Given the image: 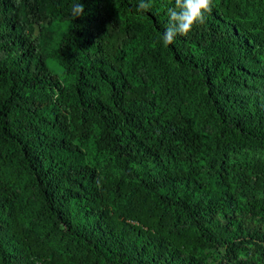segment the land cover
Listing matches in <instances>:
<instances>
[{"label":"trees","instance_id":"16d2710c","mask_svg":"<svg viewBox=\"0 0 264 264\" xmlns=\"http://www.w3.org/2000/svg\"><path fill=\"white\" fill-rule=\"evenodd\" d=\"M137 2L0 0V264H264V19Z\"/></svg>","mask_w":264,"mask_h":264},{"label":"clouds","instance_id":"9594fccd","mask_svg":"<svg viewBox=\"0 0 264 264\" xmlns=\"http://www.w3.org/2000/svg\"><path fill=\"white\" fill-rule=\"evenodd\" d=\"M136 8L139 13L151 10L152 0H138ZM212 11L213 0H174L173 6L167 9L168 20L159 42L171 45L178 37L187 36L194 27L205 23ZM70 15L73 20L86 15L82 0H71Z\"/></svg>","mask_w":264,"mask_h":264},{"label":"rangeland","instance_id":"374dc122","mask_svg":"<svg viewBox=\"0 0 264 264\" xmlns=\"http://www.w3.org/2000/svg\"><path fill=\"white\" fill-rule=\"evenodd\" d=\"M259 1L257 0H247V7L246 10L254 16L257 17H261L264 19V5H261L260 3H258ZM253 16V17H254ZM33 32L35 35L39 34V29L38 26L35 25V27L33 28ZM212 49H199L198 53L200 54H210L212 53ZM163 56V55H162ZM167 66H168V70L169 73L171 74V77L173 78V80L175 81L177 78V66L173 61H167L166 62ZM160 69V68H159ZM60 80L62 82V90H56V91H47L48 94H52L53 97L56 99L57 97H62L61 93L66 89L67 85H68V81L70 80L69 76L67 74H61L60 75ZM178 83L175 82V86H176V95L177 97H183V94L180 90V88L177 85ZM170 104V103H169ZM170 106V105H169ZM88 149L86 150L87 153H89V156L91 158H93V160H98L100 161V163L103 162V159L106 157L105 155L101 154L100 152H98L92 145H88ZM252 158V160H257V158L259 160H263V156L261 155H257V153L252 152L250 150H243L240 152H235V153H231L228 157V162L232 163V162H236L238 160H245V159H249Z\"/></svg>","mask_w":264,"mask_h":264}]
</instances>
